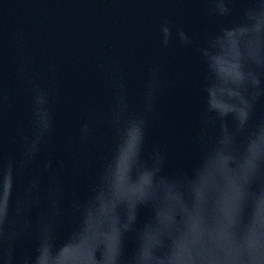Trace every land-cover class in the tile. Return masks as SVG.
<instances>
[{"label":"water","instance_id":"1","mask_svg":"<svg viewBox=\"0 0 264 264\" xmlns=\"http://www.w3.org/2000/svg\"><path fill=\"white\" fill-rule=\"evenodd\" d=\"M0 264H264V0H0Z\"/></svg>","mask_w":264,"mask_h":264}]
</instances>
